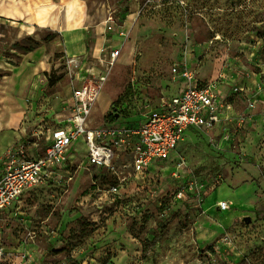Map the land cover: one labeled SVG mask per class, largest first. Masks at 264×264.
<instances>
[{
	"label": "rangeland",
	"instance_id": "1",
	"mask_svg": "<svg viewBox=\"0 0 264 264\" xmlns=\"http://www.w3.org/2000/svg\"><path fill=\"white\" fill-rule=\"evenodd\" d=\"M108 1L110 20L83 29L87 67L103 84L92 126L106 122L114 100L119 123L142 119L175 91L171 68L181 61L218 79L226 118L191 128L122 194L74 145L71 179L35 187L2 214L0 264H264V0ZM54 2L49 15L62 0ZM28 5L0 0V159L21 144L43 153L71 94L66 36L30 33ZM203 185L207 205L175 198Z\"/></svg>",
	"mask_w": 264,
	"mask_h": 264
},
{
	"label": "built area",
	"instance_id": "2",
	"mask_svg": "<svg viewBox=\"0 0 264 264\" xmlns=\"http://www.w3.org/2000/svg\"><path fill=\"white\" fill-rule=\"evenodd\" d=\"M113 27L109 25L110 30ZM119 35L125 32L121 30ZM121 52L122 47H113L108 54L111 65L117 63ZM65 72L71 90L64 111L65 124L53 130L45 151L33 153L21 144L0 159V225L5 210L25 193L44 183L72 178L64 170L77 159L76 144L86 146L89 164L111 182L110 190L122 194L131 178L144 181L157 162L168 160L191 128L212 129L225 119L218 79H201L188 61L176 62L171 68L173 78L181 83L179 93L158 99L140 120L119 123L121 115L99 126H92L91 116L102 82L87 67L85 57L67 56ZM190 193L188 197L180 190L175 198L202 205L208 195L205 185L191 187ZM151 196H159V192L151 190ZM229 206L226 200L217 205L221 211Z\"/></svg>",
	"mask_w": 264,
	"mask_h": 264
},
{
	"label": "bare ground",
	"instance_id": "3",
	"mask_svg": "<svg viewBox=\"0 0 264 264\" xmlns=\"http://www.w3.org/2000/svg\"><path fill=\"white\" fill-rule=\"evenodd\" d=\"M54 6L52 0H31L34 23L42 27H50L62 33L98 27L110 20V4L108 0H62L58 12L48 14ZM29 30L33 33L35 26Z\"/></svg>",
	"mask_w": 264,
	"mask_h": 264
},
{
	"label": "crops",
	"instance_id": "4",
	"mask_svg": "<svg viewBox=\"0 0 264 264\" xmlns=\"http://www.w3.org/2000/svg\"><path fill=\"white\" fill-rule=\"evenodd\" d=\"M52 2H54V0H52ZM54 4H55V2H54ZM27 11L31 15V17L33 19V23H34L33 11L31 9V0H29V5H28V8H27ZM49 11H50V9H49ZM33 25L34 26H39V25H36V24H33ZM62 34H64L66 36V39H65L66 52L69 54V56H76V57L78 56V57H85L86 58V56H85L86 55L85 52L87 51L86 50L87 46H86V41H85L86 40V35L83 32V29L77 30V31H73L71 33H62ZM122 45L120 47H116V48H121L122 47V51H123V46ZM174 83H175L176 89H175V91H172V94H170V95H175V94L179 93V91H180L181 83L179 81H176V80H175ZM219 91H220L221 95L224 96V94H225L224 87L219 88ZM223 114L225 116V113H223ZM130 185H132V183H130L129 186ZM123 190L125 191L126 189H123ZM207 199L205 200L206 203H204L203 205H207L208 204V200Z\"/></svg>",
	"mask_w": 264,
	"mask_h": 264
},
{
	"label": "trees",
	"instance_id": "5",
	"mask_svg": "<svg viewBox=\"0 0 264 264\" xmlns=\"http://www.w3.org/2000/svg\"><path fill=\"white\" fill-rule=\"evenodd\" d=\"M30 50H32V49L30 48ZM116 104H117V100H114L113 101V108H115V110L111 111L108 115H105V118L107 119L106 122H113L116 120L115 112H114L117 109Z\"/></svg>",
	"mask_w": 264,
	"mask_h": 264
},
{
	"label": "water",
	"instance_id": "6",
	"mask_svg": "<svg viewBox=\"0 0 264 264\" xmlns=\"http://www.w3.org/2000/svg\"><path fill=\"white\" fill-rule=\"evenodd\" d=\"M114 112H115V117L118 118L119 115H120V113H119V112H116V111H114ZM244 219H245L246 221H251V218H250V217H245Z\"/></svg>",
	"mask_w": 264,
	"mask_h": 264
}]
</instances>
